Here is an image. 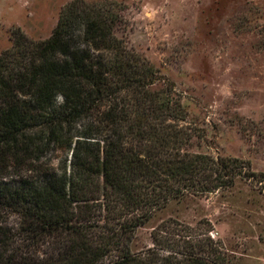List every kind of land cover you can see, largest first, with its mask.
Masks as SVG:
<instances>
[{
  "label": "trees",
  "instance_id": "trees-1",
  "mask_svg": "<svg viewBox=\"0 0 264 264\" xmlns=\"http://www.w3.org/2000/svg\"><path fill=\"white\" fill-rule=\"evenodd\" d=\"M114 11L73 0L51 35L19 29L0 54V264H224L201 225L168 219L133 252L138 227L170 200L231 188L237 157L188 151L181 103L114 33Z\"/></svg>",
  "mask_w": 264,
  "mask_h": 264
},
{
  "label": "rangeland",
  "instance_id": "rangeland-1",
  "mask_svg": "<svg viewBox=\"0 0 264 264\" xmlns=\"http://www.w3.org/2000/svg\"><path fill=\"white\" fill-rule=\"evenodd\" d=\"M73 0H0V54L19 29L48 38ZM114 11V35L157 69L154 87L181 103L188 151L245 160L254 176L170 200L138 227L133 252L168 219L201 225L224 264H264V0H82Z\"/></svg>",
  "mask_w": 264,
  "mask_h": 264
}]
</instances>
